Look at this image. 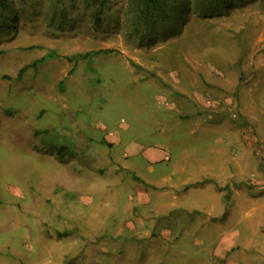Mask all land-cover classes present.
Masks as SVG:
<instances>
[{"label": "rangeland", "instance_id": "1", "mask_svg": "<svg viewBox=\"0 0 264 264\" xmlns=\"http://www.w3.org/2000/svg\"><path fill=\"white\" fill-rule=\"evenodd\" d=\"M168 8L0 3V264H264V0ZM244 126L255 167L219 201L211 184L190 187L191 163L241 157L229 128ZM212 204L236 211L216 225L236 229V249L194 244L210 232L190 208Z\"/></svg>", "mask_w": 264, "mask_h": 264}, {"label": "crops", "instance_id": "2", "mask_svg": "<svg viewBox=\"0 0 264 264\" xmlns=\"http://www.w3.org/2000/svg\"><path fill=\"white\" fill-rule=\"evenodd\" d=\"M213 114V115H212ZM218 114L217 112H212L207 114L208 119L210 121V123L208 124L209 126H213V125H218L219 121H221L223 118H220V116H214ZM246 117H250V115L243 113ZM210 116V117H209ZM250 120V119H249ZM229 127H231L230 125H228ZM230 130V131H229ZM229 133L232 134L233 138H236V143L238 140V148H240V150H242L241 153V157L239 159H236V154L234 153L235 150L234 148L231 147H226V151H220V154L222 153L225 158H226V165L224 168H220V170L218 169H214L213 167L210 166H206L204 164H199V163H191V167H190V176L187 179V182L190 184V187L193 188H199L200 186L203 187V185H213L215 190H217V194H219V198H223L225 197L224 194V187H232V185L236 184V180H240L242 177H244V173L246 170H248L247 168L245 169L246 165L248 166L249 164L253 163V168L255 167V161L254 159H252V152H253V148H252V143H250V138L248 136V133L251 130L250 126H244V127H240L237 128L236 127V132L235 130H232L229 128ZM243 133H245L246 135H243ZM242 135V137L240 136ZM245 138V139H244ZM244 140L245 141L244 143ZM237 148V149H238ZM252 149V151H251ZM233 152V155H230V152ZM232 156H235L234 158H232ZM141 158L143 159L145 162L147 163H160V161H165L167 159V161H170V158L167 156L165 151L162 150H155V149H147V150H143V151H131L130 150H126V152L124 151V159H129V158H134L136 159ZM115 158L117 159V156H114V158H112V160L110 161L109 165H111V167L113 166V164L116 163V165L119 164V161H115ZM124 162V163H123ZM127 161H122L123 169H128L127 166ZM237 167V168H236ZM186 169L185 166L182 167V170L184 171ZM164 182L168 181V178H163L162 179ZM70 184V182H69ZM110 185H112V181H110ZM170 185V184H169ZM89 186L93 187V184H89ZM179 186V184H173L171 183L170 188L171 190H175L177 189ZM107 187V186H106ZM94 188V187H93ZM221 192H220V191ZM230 190H233L236 193V190H234V188H230ZM216 192V191H215ZM173 193V192H172ZM223 193V194H222ZM173 200H176V195L172 196ZM202 205H196L193 208H190L192 211L190 213L191 216H195V220L194 219H190V217L188 219L194 220L195 224L198 226H203L206 230H209L208 233L210 232V234H206L205 236L203 235L201 238H198L196 240H194V244L196 246H200L202 248H217V249H236V229L233 227L231 230H229L228 234H225L222 232V234H217L218 230H219V226H216L219 223H226L231 215H235L236 211H221L223 210V206H220V211H215V207L212 204L209 209L207 211L201 209ZM206 209V208H205ZM103 211H93V216L92 218L95 220L97 219V213H101ZM112 211H106L105 213H108L109 215H111ZM248 212V211H247ZM256 212V211H254ZM170 215V214H169ZM248 215V213H247ZM201 216H204V218L202 219ZM198 217H201L200 220ZM97 221V220H96ZM102 221L100 223V225L102 226ZM142 225V224H141ZM140 225V228H141ZM215 226V227H214ZM127 227L128 229H131L132 231H137V229L134 226H124ZM123 233V226L121 223V226L118 227L116 234L114 235V237L119 238ZM138 233V232H137Z\"/></svg>", "mask_w": 264, "mask_h": 264}, {"label": "trees", "instance_id": "3", "mask_svg": "<svg viewBox=\"0 0 264 264\" xmlns=\"http://www.w3.org/2000/svg\"><path fill=\"white\" fill-rule=\"evenodd\" d=\"M3 0H0V3ZM108 0H101V4H105ZM139 2L142 6H144V12L147 11H158L162 14L163 19H169V15L166 14V10H170L168 7L173 5V3H177L178 0H135ZM167 2H171V4H167ZM89 55V53L83 55V57H86Z\"/></svg>", "mask_w": 264, "mask_h": 264}]
</instances>
